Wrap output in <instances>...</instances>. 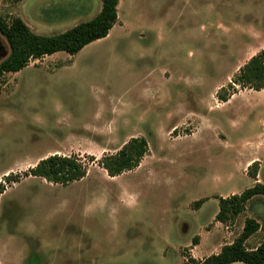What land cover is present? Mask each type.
<instances>
[{
	"label": "rangeland",
	"instance_id": "374dc122",
	"mask_svg": "<svg viewBox=\"0 0 264 264\" xmlns=\"http://www.w3.org/2000/svg\"><path fill=\"white\" fill-rule=\"evenodd\" d=\"M99 3L0 0V15L55 34ZM118 17L75 55L31 59L0 78V181L53 153L95 157L65 186L31 175L5 185L3 264H199L188 249L195 236V255H206L234 241L247 217L260 227L246 246L264 239L262 194L232 224L214 223L218 195L264 184V90L235 84L228 101L216 98L249 57L248 29L264 31V0H120ZM0 41L1 61L9 45ZM131 137H144L148 152L109 176L96 160Z\"/></svg>",
	"mask_w": 264,
	"mask_h": 264
},
{
	"label": "trees",
	"instance_id": "16d2710c",
	"mask_svg": "<svg viewBox=\"0 0 264 264\" xmlns=\"http://www.w3.org/2000/svg\"><path fill=\"white\" fill-rule=\"evenodd\" d=\"M118 4L119 0H101V8L93 18L55 34L34 32L20 16L13 15L7 19L0 15V34L9 45L8 55L0 61V78L4 73L19 71L28 65L31 59H40L58 51L73 56L87 44L106 37L118 22ZM235 84L240 88L255 91L264 88V47L238 68L237 75L228 85L218 88L216 98L222 102L229 100L230 96L238 91ZM147 152L148 144L144 137H131L118 150L103 154L96 162L113 177L138 167ZM92 161H95L93 155H86L84 158L74 153L47 155L21 174L5 175L3 181H0V194L4 192L6 184L19 181L21 176L31 175L49 183L68 185L86 176ZM258 169L259 161L253 160L247 167V174L256 179ZM258 194L264 195V184L256 181L253 186L240 193L218 196L219 207L215 220L226 225L232 224L244 211L245 203ZM201 202L202 200H198L195 205ZM259 227L257 220L247 217L239 236L231 243L223 245L218 253L205 257L200 264H264V239L255 248H248L245 244ZM192 241L197 244L198 237L195 236Z\"/></svg>",
	"mask_w": 264,
	"mask_h": 264
},
{
	"label": "crops",
	"instance_id": "0c3cea01",
	"mask_svg": "<svg viewBox=\"0 0 264 264\" xmlns=\"http://www.w3.org/2000/svg\"><path fill=\"white\" fill-rule=\"evenodd\" d=\"M119 4H120V0H119ZM119 4H118V6H119ZM100 8H101V4L99 3V10H100ZM99 10H98V12H99ZM97 12V13H98ZM96 13V14H97ZM95 14V15H96ZM94 15V16H95ZM93 18V17H92ZM91 19V18H90ZM87 20H89V19H87ZM83 21H85V20H83ZM119 21L121 22V20H120V18L118 17V22L117 23H119ZM26 22V21H25ZM77 23H79V22H77ZM76 23V24H77ZM116 23V24H117ZM26 24H27V22H26ZM120 24V23H119ZM28 25V24H27ZM29 26V25H28ZM30 27V26H29ZM114 27V26H113ZM112 27V28H113ZM111 28V29H112ZM110 29V30H111ZM110 32V31H109ZM248 33H249V35L252 37V39L254 40L253 41V43H251V44H247L246 45V47H245V49L243 50V52H242V55H244V54H246V53H249V57H247L244 61H242L238 66H236V68H239V66H241L247 59H249L252 55H254V54H256L258 51H260L263 47H264V31H262V30H256V29H254V28H249L248 29V31H247ZM109 34V33H108ZM262 90H264V88L262 89ZM228 101V100H227ZM224 103V102H223ZM93 130L94 131H99V129L98 128H93ZM45 157V156H44ZM249 163H247L245 166H247ZM233 193H235L234 191L232 192V193H228V194H224V195H222V197H225V196H228V195H230V194H233ZM218 196H220V195H218ZM218 196H217V198H218ZM218 207H219V203H218ZM218 212V209H217V211L215 212V215H216V213ZM215 215H214V223H215V225L216 226H218L219 224L220 225H222L223 223L222 222H219V221H216L215 220ZM226 225V224H225ZM197 237H198V243L197 244H194L192 247H189L188 249H189V251H190V254L193 256V258H195L196 260H198L199 261V264H200V261L201 260H203L205 257H207V256H209V255H211V254H213V253H218L219 251H220V249H221V247L223 246V245H221L220 247H217L216 245H215V243H213L212 244V246H211V248H210V250H209V252H208V254H206V255H202V256H197V255H195V249H197L198 247H199V245H200V242H201V237L200 236H198L197 235ZM251 237V236H250ZM249 237V238H250ZM248 238V239H249ZM247 239V240H248ZM232 242V241H231ZM231 242H229V243H231ZM228 243V244H229ZM260 243V242H259ZM259 243H257V245L255 246V247H257L258 245H259ZM225 244H227V243H224V245ZM255 247H252V248H255ZM213 249V250H212ZM235 263H238V262H235ZM239 263H242V262H239ZM0 264H3L2 262H0Z\"/></svg>",
	"mask_w": 264,
	"mask_h": 264
},
{
	"label": "water",
	"instance_id": "95a60500",
	"mask_svg": "<svg viewBox=\"0 0 264 264\" xmlns=\"http://www.w3.org/2000/svg\"><path fill=\"white\" fill-rule=\"evenodd\" d=\"M6 55V51L4 49V46L2 45L1 41H0V56H4Z\"/></svg>",
	"mask_w": 264,
	"mask_h": 264
}]
</instances>
